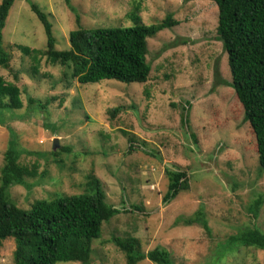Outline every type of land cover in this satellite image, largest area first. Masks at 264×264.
Here are the masks:
<instances>
[{"label": "rangeland", "instance_id": "1", "mask_svg": "<svg viewBox=\"0 0 264 264\" xmlns=\"http://www.w3.org/2000/svg\"><path fill=\"white\" fill-rule=\"evenodd\" d=\"M30 1L52 23L57 50H68L69 31L78 26H132L134 11L146 24L168 14L178 23L147 38L151 70L145 82L81 84L69 64L45 51L44 29L29 0L14 1L1 43L10 60L7 67L0 65V75L19 87L22 106L0 109V169L4 151L15 142L19 161L36 175L9 188L11 201L27 209L38 198L86 192L93 173L106 202L119 212L92 240L90 264H125L113 238L126 236L138 238L143 251L167 248L179 264H264L263 249L225 242L252 222L264 233V202L256 220L249 209L264 194V168L230 84L227 53L216 33V3L69 0L72 11L65 0ZM20 45L42 52L30 56ZM29 98L36 102L29 104ZM165 167L185 170L189 179V189L167 204L161 200L168 183ZM199 207L209 232L200 223L174 224ZM14 248L12 238L0 243V264H14Z\"/></svg>", "mask_w": 264, "mask_h": 264}, {"label": "trees", "instance_id": "2", "mask_svg": "<svg viewBox=\"0 0 264 264\" xmlns=\"http://www.w3.org/2000/svg\"><path fill=\"white\" fill-rule=\"evenodd\" d=\"M14 1L0 0V65L5 67L10 53L1 46L2 30ZM65 1L73 11L69 0ZM213 1L217 6V38L227 53L230 84L243 109V119L254 133L258 161L264 168V0ZM29 4L43 26L45 51L56 60L69 64L73 76L81 84L103 79L124 83L145 82L151 70L146 57L147 38L178 23L168 14L157 23L146 24L134 11L129 13L134 22L132 26H78L69 31L68 50H57L48 16L34 2L29 0ZM76 19L78 21V16ZM19 47L30 56L42 52L28 46ZM215 73L217 79H221L217 70ZM35 102V99L29 98V104ZM21 106L19 87L0 75V109H18ZM116 111L115 108L112 112ZM182 121L188 125L186 115H183ZM128 141V149L132 150L134 138L130 136ZM19 156L15 142L4 151V164L0 169V243L7 238L14 240V264H56L66 261L90 264L92 240L100 237L103 222L119 212L118 208L106 202L100 179L90 173L86 192L38 198L25 209L11 201L9 188L15 184L24 185L25 177L36 175V171L22 164ZM165 173L168 183L161 198L163 204L171 202L180 191L189 189L185 170L165 167ZM263 202L264 194H259L253 200L249 207L252 219L256 220ZM135 208L139 209L138 206ZM179 223H200L209 232L208 222L200 207L189 217L178 216L174 224ZM251 226L239 228L225 242L264 250V233ZM113 242L124 253L125 264H137L144 259L153 264H179L174 261L171 252L161 245L143 251L135 236L114 237Z\"/></svg>", "mask_w": 264, "mask_h": 264}, {"label": "water", "instance_id": "3", "mask_svg": "<svg viewBox=\"0 0 264 264\" xmlns=\"http://www.w3.org/2000/svg\"><path fill=\"white\" fill-rule=\"evenodd\" d=\"M58 147V141L57 138H54L52 148L55 150Z\"/></svg>", "mask_w": 264, "mask_h": 264}]
</instances>
